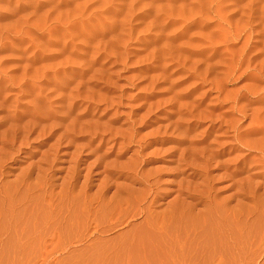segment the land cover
<instances>
[{
  "label": "rangeland",
  "instance_id": "obj_1",
  "mask_svg": "<svg viewBox=\"0 0 264 264\" xmlns=\"http://www.w3.org/2000/svg\"><path fill=\"white\" fill-rule=\"evenodd\" d=\"M142 249L264 264V0H0V264Z\"/></svg>",
  "mask_w": 264,
  "mask_h": 264
},
{
  "label": "crops",
  "instance_id": "obj_2",
  "mask_svg": "<svg viewBox=\"0 0 264 264\" xmlns=\"http://www.w3.org/2000/svg\"><path fill=\"white\" fill-rule=\"evenodd\" d=\"M163 229H164V227H163ZM163 231H165V230H163ZM167 234L168 233L164 232V236H168ZM168 237L170 238V236H168ZM161 254H162L161 259H159L155 263H153V261H151V259L148 257V255L146 253H144V251L142 249V253H141L142 256L140 258H138V259L130 258V259L127 260L126 264H179V263H177L176 259H174L172 261L171 260H167L165 258L164 250H161ZM180 264H191V263H180Z\"/></svg>",
  "mask_w": 264,
  "mask_h": 264
},
{
  "label": "bare ground",
  "instance_id": "obj_3",
  "mask_svg": "<svg viewBox=\"0 0 264 264\" xmlns=\"http://www.w3.org/2000/svg\"><path fill=\"white\" fill-rule=\"evenodd\" d=\"M179 204H180V203H179ZM176 205H177V204H176ZM176 207H177V206H176ZM174 211H175V206H172V207L170 208V211L168 212L169 215H168L167 213H165L164 215H162V218H161V219L163 220V223L166 222V220H165L166 218H169L168 220L173 219V217H174ZM166 214H167V215H166ZM184 216H185V215H184ZM177 217H178V216H177ZM205 217H206V216H205ZM205 217H204V218H205ZM207 217H208V214H207ZM182 218H183V217H182ZM201 218H202V216H201ZM208 218H209V217H208ZM259 218H260V217H259ZM175 219H176V217H175ZM177 219L179 220V218H177ZM197 219H198V218H197ZM185 220H186V218H185ZM193 220H194V219H193ZM202 220H204V219L202 218ZM202 220H201V221H202ZM207 220H208V219H207ZM222 220H223V219H222ZM171 221H172V220H171ZM173 221H174V220H173ZM176 221H177V220H176ZM187 221H188V219H187ZM259 221H260V220H259ZM167 222H168V221H167ZM205 222H206V221H205ZM260 222H261V221H260ZM169 223H170V222H169ZM186 223H189V222H186ZM166 224H167V223H166ZM184 224H185V223H184ZM261 224H262V223H261ZM188 225H190V223H189ZM188 225H187V227H188ZM171 226H172V223H171ZM184 226H185V225H184ZM207 226H208V225H207ZM164 227H165V225H164ZM192 227H193V226H192ZM174 228H175V227H174ZM174 228L172 227V229H174ZM172 229H170V231H169V230H167V228L165 227V228H164V230H165L164 232H165V233H168L167 235L170 236V234L173 233V232H171ZM179 229H180V228H178V230H179ZM191 229H192V231H193V228H191ZM178 230H177V233H178ZM188 231H189V228H188ZM188 231H187V232H188ZM205 231H206V230H205ZM175 232H176V231H175ZM183 232H185V231L183 230ZM208 232H209V231H208ZM177 233H176V234H177ZM193 233H194V231H193ZM202 233H203V232H202ZM209 233H210V232H209ZM173 234H174V233H173ZM191 234H192V233H191ZM203 234H204V233H203ZM177 235H178V238H182V236H181L182 234L179 233V234H177ZM179 235H180L181 237H180ZM204 236H205V234H204ZM186 239H187V237H186ZM178 240H179V239H178ZM180 240H181V239H180ZM183 241H184V240H183Z\"/></svg>",
  "mask_w": 264,
  "mask_h": 264
}]
</instances>
